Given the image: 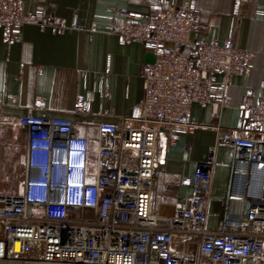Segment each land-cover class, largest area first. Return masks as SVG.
<instances>
[{"label": "built area", "instance_id": "obj_1", "mask_svg": "<svg viewBox=\"0 0 264 264\" xmlns=\"http://www.w3.org/2000/svg\"><path fill=\"white\" fill-rule=\"evenodd\" d=\"M256 11L264 15V6ZM106 13L120 21V44L139 41L153 55L141 71L143 97L130 116L91 127L93 166L89 139L77 124L33 115L19 119L26 137L24 177L20 194L0 198V264H264V80L243 94L235 127L217 138L231 149L230 179L245 176L242 189H228L217 226L207 227L213 154L180 181L191 187L183 208L161 215L151 206L157 129L174 147L191 125V107L207 105L212 93L224 106L231 77L251 69L253 54L228 39L192 35L195 0L154 16L116 7ZM28 25L57 34L79 28L75 19L66 24L41 9L25 14L23 0H0V29L8 43L20 41ZM186 47L190 55L183 53ZM89 110V96L77 97L73 113L85 116ZM102 115L114 114L105 109Z\"/></svg>", "mask_w": 264, "mask_h": 264}, {"label": "crops", "instance_id": "obj_2", "mask_svg": "<svg viewBox=\"0 0 264 264\" xmlns=\"http://www.w3.org/2000/svg\"><path fill=\"white\" fill-rule=\"evenodd\" d=\"M190 1L167 0L159 6L153 0H23L25 14L41 9L66 24L75 19L79 28L57 34L47 27L28 25L22 28L20 41L13 43L6 41L0 29V198L21 192L26 151L25 131L17 124L21 117L65 118L80 126L79 134L89 139L93 166L96 131L91 127L130 116L142 99L141 71L151 63V53L139 41L120 44V21L107 18L106 10L116 7L154 16L168 6ZM195 1L198 23L192 35L205 41L228 39L251 52V69L231 77L224 106L219 94L212 93L207 105L191 107V125L178 134L174 147L167 145L164 133L157 129L158 167L151 206L161 215H173L183 208L191 187L180 181L192 177L196 164L213 154L207 227L214 229L228 189H242L245 180L241 174L230 179L231 149L217 138L224 129L235 127L243 94L264 80V15L256 11L264 0L243 4L239 0ZM183 53L190 55L191 50L186 47ZM216 79L220 82L222 75ZM86 95L89 113L75 115L76 98ZM36 101H43L44 107H36ZM105 109L114 115L104 117Z\"/></svg>", "mask_w": 264, "mask_h": 264}, {"label": "water", "instance_id": "obj_3", "mask_svg": "<svg viewBox=\"0 0 264 264\" xmlns=\"http://www.w3.org/2000/svg\"><path fill=\"white\" fill-rule=\"evenodd\" d=\"M152 61H153V55L151 54L149 62H152Z\"/></svg>", "mask_w": 264, "mask_h": 264}, {"label": "bare ground", "instance_id": "obj_4", "mask_svg": "<svg viewBox=\"0 0 264 264\" xmlns=\"http://www.w3.org/2000/svg\"><path fill=\"white\" fill-rule=\"evenodd\" d=\"M14 248H15V249H17V248H18V245H17V244H15V245H14Z\"/></svg>", "mask_w": 264, "mask_h": 264}]
</instances>
